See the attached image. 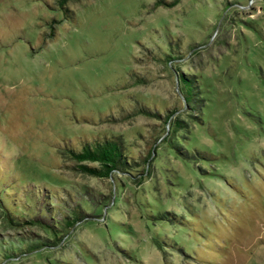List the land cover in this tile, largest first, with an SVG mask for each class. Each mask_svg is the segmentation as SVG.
<instances>
[{
    "label": "rangeland",
    "instance_id": "rangeland-1",
    "mask_svg": "<svg viewBox=\"0 0 264 264\" xmlns=\"http://www.w3.org/2000/svg\"><path fill=\"white\" fill-rule=\"evenodd\" d=\"M59 2L0 0V264H264V0Z\"/></svg>",
    "mask_w": 264,
    "mask_h": 264
},
{
    "label": "trees",
    "instance_id": "trees-1",
    "mask_svg": "<svg viewBox=\"0 0 264 264\" xmlns=\"http://www.w3.org/2000/svg\"><path fill=\"white\" fill-rule=\"evenodd\" d=\"M59 5L65 7L68 0H59ZM177 126H181L179 119H176ZM71 153L79 159H98L101 167L82 165L83 168L96 175H107L113 169H119L120 165L128 162V156L122 150L118 141L106 139L105 141L87 142L82 145V149H70ZM1 196V195H0ZM7 211L10 212L7 208ZM11 213V212H10Z\"/></svg>",
    "mask_w": 264,
    "mask_h": 264
}]
</instances>
